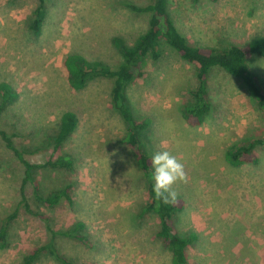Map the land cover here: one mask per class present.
<instances>
[{"label": "rangeland", "instance_id": "obj_1", "mask_svg": "<svg viewBox=\"0 0 264 264\" xmlns=\"http://www.w3.org/2000/svg\"><path fill=\"white\" fill-rule=\"evenodd\" d=\"M148 0H47L39 35L28 28L36 0H0V86L12 99L0 110V129L13 136L24 159L42 164L68 156L70 171L35 172L40 195L71 183V203L46 207L22 187L23 167L0 140V223L12 214L21 189L30 207L49 219L54 231L79 230L88 245L56 237L55 247L73 264H171L157 237L158 219L144 211L147 182L131 149L121 143L125 127L112 108L113 80L98 77L81 91L66 80L63 60L78 54L115 68L121 58L114 37L132 45L147 28L148 15L124 4ZM174 25L188 44L223 49L264 36V0H167ZM159 57L145 58L141 75L126 89L134 117L145 122L140 147L149 159L168 151L183 163L186 181L172 188L182 209L173 216L190 264H264V144L252 150L253 164L231 166L224 159L233 144L264 136V116L243 84L222 70L208 77L211 111L196 127L186 124L183 106L196 86L194 67L163 40ZM248 65L264 90V58ZM0 93V102H1ZM77 126L57 151L48 139L62 113ZM153 171V168H152ZM45 224L22 208L10 221L0 264H21L32 249L48 240ZM35 264H56L41 255Z\"/></svg>", "mask_w": 264, "mask_h": 264}, {"label": "trees", "instance_id": "obj_2", "mask_svg": "<svg viewBox=\"0 0 264 264\" xmlns=\"http://www.w3.org/2000/svg\"><path fill=\"white\" fill-rule=\"evenodd\" d=\"M37 6L29 17L28 28L34 35H39L46 16L47 0H36ZM124 7L131 12L147 14V28L139 35L132 45L126 44L121 38L114 37L112 45L119 54L121 60L115 68H111L99 61H87L78 54H69L63 60L68 86L74 91L85 89L89 81L102 77L113 80L110 92L111 105L117 112L125 127V134L121 143L131 149L132 156L142 171L147 182L148 200L144 211L152 213L158 219L157 237L168 250L171 264H190L186 247L193 241L194 236L183 237L177 232L173 216L182 209V202L160 204L157 207L153 193L152 166L148 155L141 150L140 135L146 127L145 122L137 120L132 112L130 103L126 96V89L130 83L141 75V63L151 57L158 59V44L163 40L178 57L194 67L196 86L189 91L190 100L183 106V117L187 125L199 126L211 111L209 99L208 77L215 70H222L227 75L240 81L246 89L248 97L256 108L264 116V90L261 88L255 74L248 65V60L254 56L264 58V36L251 39L245 45H229L223 49L199 48L188 44L186 39L178 31L168 12L167 0H148L144 6H135L125 3ZM2 107L12 99L9 90L0 86ZM77 117L74 113L66 111L61 114L57 131L48 139L53 151H57L61 145L70 137L77 126ZM0 140L4 147L9 150L23 167L22 187L28 183L32 186L35 200L46 207H55L61 202L71 203L69 192L72 184H62L46 195H40L35 172L41 169L67 170L72 169V160L65 155L49 159L42 164H31L24 159V150L15 146L13 136L0 129ZM264 144L263 138L254 141H242L231 145L224 153L225 161L231 166L242 164H253L257 160L252 150ZM23 189V188H22ZM21 189V199L14 212L5 217L0 223V248H3L7 239V231L10 221L13 220L17 211L22 208L29 215L35 216L43 221L49 235L48 240L40 247L30 250L21 261V264H35L41 255L49 257L56 264H73L64 257L55 247V238L69 237L76 239L84 245H88L82 232L81 223H77L68 231H54L49 225L46 215L35 212L27 202L26 196Z\"/></svg>", "mask_w": 264, "mask_h": 264}, {"label": "clouds", "instance_id": "obj_3", "mask_svg": "<svg viewBox=\"0 0 264 264\" xmlns=\"http://www.w3.org/2000/svg\"><path fill=\"white\" fill-rule=\"evenodd\" d=\"M153 168V193L155 200L160 204L175 203L177 193L172 186L177 182L186 181V172L184 165L176 156L170 154L168 151L156 152L150 160Z\"/></svg>", "mask_w": 264, "mask_h": 264}]
</instances>
